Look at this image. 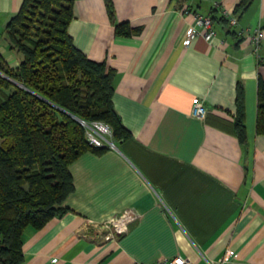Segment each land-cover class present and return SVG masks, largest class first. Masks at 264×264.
<instances>
[{
    "label": "crops",
    "instance_id": "1",
    "mask_svg": "<svg viewBox=\"0 0 264 264\" xmlns=\"http://www.w3.org/2000/svg\"><path fill=\"white\" fill-rule=\"evenodd\" d=\"M75 0L69 32L88 57L114 70L113 101L131 131L70 169L69 210L28 226L21 264H141L182 255L189 264H264V134L256 130L258 76L264 75V0ZM235 13L234 26L185 42L197 13ZM23 0H0V52L21 54L5 28ZM128 21L139 28L116 32ZM196 27V26H195ZM262 29L258 47L250 32ZM245 91L246 140L234 130L237 85ZM197 100L208 108L200 118ZM119 233L112 222L130 220Z\"/></svg>",
    "mask_w": 264,
    "mask_h": 264
},
{
    "label": "trees",
    "instance_id": "2",
    "mask_svg": "<svg viewBox=\"0 0 264 264\" xmlns=\"http://www.w3.org/2000/svg\"><path fill=\"white\" fill-rule=\"evenodd\" d=\"M74 2L23 0L5 28L21 60L11 67L0 52V264H21L25 229L43 227L69 210L64 201L75 188L71 163L88 150L102 153L111 147L91 143L82 120L108 123L114 142L131 135L114 105V70L105 61L88 57L69 32ZM249 2L240 0L235 12ZM106 3L110 19L115 20L112 0ZM208 14L216 25L229 24L215 4ZM138 30L128 21L116 24L121 35ZM236 104L234 130L245 141L241 82ZM256 130L264 134L262 74Z\"/></svg>",
    "mask_w": 264,
    "mask_h": 264
},
{
    "label": "built area",
    "instance_id": "3",
    "mask_svg": "<svg viewBox=\"0 0 264 264\" xmlns=\"http://www.w3.org/2000/svg\"><path fill=\"white\" fill-rule=\"evenodd\" d=\"M218 5V2L215 3ZM222 13L228 18L230 25L234 26L238 23V17L235 13L231 12L226 8H222ZM196 26V27H195ZM195 26L190 28L185 37V42L188 44L190 41L195 38L197 35H202L207 40L212 39L216 33L217 29L212 19V16L209 14L197 13L195 18ZM250 32L252 35V41L255 43L256 47L259 46L262 38V29L260 27L251 29L245 28L240 29L239 33ZM192 114L200 118H204L207 115L208 108L202 100H197L191 110ZM82 123L86 126L87 136L91 143L102 145L104 143L110 142L109 145L113 146L114 141L110 139L111 128L110 125L104 121L94 120L92 122H87L82 120ZM131 219H125L124 221L118 220L112 222L116 227V230L121 233L128 228L129 222ZM234 250H229L223 259L219 261L209 262V264H225L230 258L234 255ZM187 258L182 255H175L172 257L163 258L154 263H141V264H189Z\"/></svg>",
    "mask_w": 264,
    "mask_h": 264
},
{
    "label": "rangeland",
    "instance_id": "4",
    "mask_svg": "<svg viewBox=\"0 0 264 264\" xmlns=\"http://www.w3.org/2000/svg\"><path fill=\"white\" fill-rule=\"evenodd\" d=\"M111 139V138H110ZM109 144H110V142H109Z\"/></svg>",
    "mask_w": 264,
    "mask_h": 264
}]
</instances>
